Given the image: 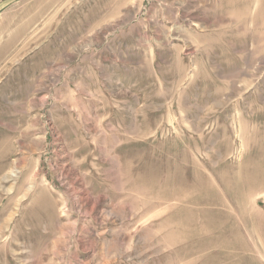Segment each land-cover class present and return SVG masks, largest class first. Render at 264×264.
Here are the masks:
<instances>
[{
	"label": "rangeland",
	"instance_id": "obj_1",
	"mask_svg": "<svg viewBox=\"0 0 264 264\" xmlns=\"http://www.w3.org/2000/svg\"><path fill=\"white\" fill-rule=\"evenodd\" d=\"M0 264H264V0H0Z\"/></svg>",
	"mask_w": 264,
	"mask_h": 264
}]
</instances>
